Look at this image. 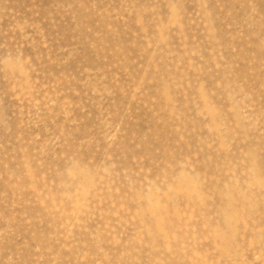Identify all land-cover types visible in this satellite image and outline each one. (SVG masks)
<instances>
[{
  "label": "rangeland",
  "instance_id": "374dc122",
  "mask_svg": "<svg viewBox=\"0 0 264 264\" xmlns=\"http://www.w3.org/2000/svg\"><path fill=\"white\" fill-rule=\"evenodd\" d=\"M0 264H264V0H0Z\"/></svg>",
  "mask_w": 264,
  "mask_h": 264
}]
</instances>
